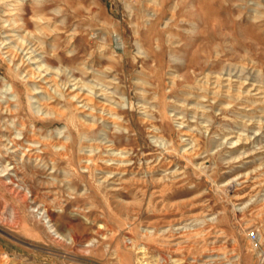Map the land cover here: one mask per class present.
<instances>
[{
  "label": "rangeland",
  "instance_id": "rangeland-1",
  "mask_svg": "<svg viewBox=\"0 0 264 264\" xmlns=\"http://www.w3.org/2000/svg\"><path fill=\"white\" fill-rule=\"evenodd\" d=\"M37 4L56 87L0 52V264H264V0ZM92 74L112 119L65 95Z\"/></svg>",
  "mask_w": 264,
  "mask_h": 264
},
{
  "label": "bare ground",
  "instance_id": "bare-ground-1",
  "mask_svg": "<svg viewBox=\"0 0 264 264\" xmlns=\"http://www.w3.org/2000/svg\"><path fill=\"white\" fill-rule=\"evenodd\" d=\"M33 3L34 4L31 6L32 11H30L31 15H29L28 20H25V0H0V52L5 55L10 62L18 61V65H23L26 69L25 73L28 78H39L43 80V83L46 85L42 88L46 90L47 85L48 87H56L55 80L49 76L48 69L41 71L42 73L39 71L42 65L36 66L38 71H35L32 66L38 64V60L35 57L38 56L36 52L39 51L37 44L39 43L38 34L42 31L40 29L42 26L49 24L46 18L38 14L36 8V6H39V4H37L38 0H34ZM31 25L32 29H28ZM115 41H117V37H115ZM90 76L91 80L85 85L86 91H84L83 88L81 89L78 80L74 81V79L70 87L69 85L64 87L65 95L68 99L75 102L76 108L85 112L86 117L90 118L93 112L99 111V113L104 112L102 116H105V118H111V106L102 101L105 96L104 90L96 87L95 85L98 82L93 80V78L95 79L93 74ZM93 81L97 83L94 85ZM105 148L109 151L115 150V147L111 143L107 144ZM12 169L16 170L17 167L13 166ZM180 229L179 226L174 227L175 231H179ZM206 261L209 260H205L204 262Z\"/></svg>",
  "mask_w": 264,
  "mask_h": 264
},
{
  "label": "built area",
  "instance_id": "built-area-1",
  "mask_svg": "<svg viewBox=\"0 0 264 264\" xmlns=\"http://www.w3.org/2000/svg\"><path fill=\"white\" fill-rule=\"evenodd\" d=\"M248 236H249V238H250L251 240H255L256 237H257V236H256V233H255L254 231L249 232Z\"/></svg>",
  "mask_w": 264,
  "mask_h": 264
}]
</instances>
